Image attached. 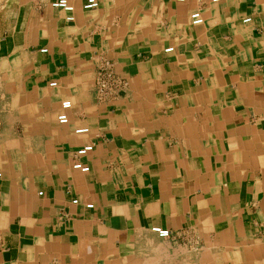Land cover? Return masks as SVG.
<instances>
[{"label": "crops", "instance_id": "obj_1", "mask_svg": "<svg viewBox=\"0 0 264 264\" xmlns=\"http://www.w3.org/2000/svg\"><path fill=\"white\" fill-rule=\"evenodd\" d=\"M98 1L0 0V264H264V0Z\"/></svg>", "mask_w": 264, "mask_h": 264}, {"label": "built area", "instance_id": "obj_2", "mask_svg": "<svg viewBox=\"0 0 264 264\" xmlns=\"http://www.w3.org/2000/svg\"><path fill=\"white\" fill-rule=\"evenodd\" d=\"M50 4L53 8L60 9L67 13L66 20L71 22L74 20V6L71 4L70 0H50ZM99 5L98 0H85L83 8L85 10H91L97 8ZM191 22L193 24H200L203 18L199 11L193 12L191 14ZM250 18H245L244 21H249ZM167 51L171 48L166 49ZM42 52H46V49H41ZM56 85L55 81L49 83V86L53 87ZM129 86L128 78L117 72L115 64L112 60L101 56L98 59V63L95 69L94 76V94L98 102L103 104H113L122 94H125ZM72 104L70 100H64L60 104L61 111L57 115V122L59 124L65 125L69 122V117L67 111L71 108ZM88 128H78L75 130L76 133H87ZM93 146L91 144L84 145L74 152V162L73 168L82 172L89 171V166L83 164L80 158L85 156L88 152L92 150ZM1 178V173H0ZM73 203H78L77 199L72 200ZM86 208L90 209L93 204H86ZM158 235L161 237L170 236L169 230L160 229L158 230Z\"/></svg>", "mask_w": 264, "mask_h": 264}, {"label": "bare ground", "instance_id": "obj_3", "mask_svg": "<svg viewBox=\"0 0 264 264\" xmlns=\"http://www.w3.org/2000/svg\"><path fill=\"white\" fill-rule=\"evenodd\" d=\"M161 250H162V249H161ZM191 250H192V249H191ZM205 253H206V252H205ZM157 255H158V254H157ZM159 255H160V254H159ZM160 257H161V256H160ZM145 259H146V258H145ZM145 259H143V260H145ZM147 259H148V258H147ZM147 259H146V260H147ZM152 261H154V260H152ZM152 261H149V263L152 262ZM143 262H145V261H143Z\"/></svg>", "mask_w": 264, "mask_h": 264}, {"label": "rangeland", "instance_id": "obj_4", "mask_svg": "<svg viewBox=\"0 0 264 264\" xmlns=\"http://www.w3.org/2000/svg\"><path fill=\"white\" fill-rule=\"evenodd\" d=\"M49 4H50V2H49ZM50 5H51V4H50ZM0 127H1V121H0ZM17 127H20L19 124L17 125ZM17 127H16V128H17Z\"/></svg>", "mask_w": 264, "mask_h": 264}]
</instances>
